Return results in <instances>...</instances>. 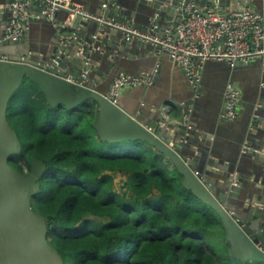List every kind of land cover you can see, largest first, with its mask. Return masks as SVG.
I'll list each match as a JSON object with an SVG mask.
<instances>
[{"label":"trees","instance_id":"trees-1","mask_svg":"<svg viewBox=\"0 0 264 264\" xmlns=\"http://www.w3.org/2000/svg\"><path fill=\"white\" fill-rule=\"evenodd\" d=\"M95 116L93 103L48 105L26 77L8 101L6 118L21 143L8 163L29 173L31 158L43 162L31 205L64 264H228L214 211L145 141L116 142L135 146L126 152L96 149L104 141Z\"/></svg>","mask_w":264,"mask_h":264},{"label":"water","instance_id":"water-1","mask_svg":"<svg viewBox=\"0 0 264 264\" xmlns=\"http://www.w3.org/2000/svg\"><path fill=\"white\" fill-rule=\"evenodd\" d=\"M140 2L148 4L146 0ZM102 3L99 7L101 15L140 28L134 14L124 12L115 4L118 3L116 0H103ZM168 3L167 0L150 1L148 5L153 11L146 23L143 20L144 27L158 24L166 15L174 13L178 1ZM67 26L63 25L59 32H55L52 52L45 58L28 55L25 35L19 40L7 39L0 43V264H64L56 248L47 241L44 216L31 205V198L39 189L43 162L31 158L29 173H22L8 163V157L20 151L21 143L6 118V111L11 95L25 77L38 85L50 106L72 109L93 103L96 116L92 127L101 141L141 140L161 153L181 175V185L218 216L224 230L228 264L264 263V201L258 199L260 205H252L248 203L250 199H243L244 193H253L251 186L243 184L231 167L216 165L214 159L206 161L205 170L220 175V178L216 180L207 172H201L198 161L179 149L185 138L177 139L171 134L173 129H186L171 117L172 109L167 112L159 109L155 116L157 109L151 115H145L143 111L129 113L94 87L90 72L92 66H96L97 54L105 45H117L120 51L134 45H151L127 37L124 30L79 16L72 19L70 27ZM153 33H157L156 27ZM67 63L73 65L76 72L67 69ZM83 72H86L85 77ZM245 151L264 163V150L246 148ZM214 167L218 170L212 169Z\"/></svg>","mask_w":264,"mask_h":264},{"label":"crops","instance_id":"crops-1","mask_svg":"<svg viewBox=\"0 0 264 264\" xmlns=\"http://www.w3.org/2000/svg\"><path fill=\"white\" fill-rule=\"evenodd\" d=\"M7 1L0 0V37L4 35L5 26L10 19V13L3 8ZM73 1L80 3L91 14L101 15L99 7L103 5V0ZM146 1L149 4L152 0ZM116 2L124 12L134 14L140 29H147L142 23L143 20L146 23L153 11L151 5L141 3L140 0ZM207 2L218 4L223 12H230L240 5L249 6L262 16L264 22V0H199L200 4ZM28 13L31 15L25 33L26 43L29 45L28 55L45 58L52 52L55 32L63 28L60 26L57 29L55 24L63 22L66 13L59 11L55 24L37 16L38 8L34 4L29 5ZM71 22L72 19L67 27H70ZM157 26V33L160 35L167 28L165 18L159 20ZM106 51H110V54H106ZM98 54L96 66H92L90 72L95 82L94 87L107 93L111 80L118 74L151 72L152 81L149 85L123 87L115 101L129 113L143 111L145 115H151L157 109L155 116L159 109L164 112L172 109L174 112L171 117L185 125L186 129H173L171 134L177 139L185 138L179 149L198 161V169L217 180L220 175L205 170L207 160L214 159L219 167H231L234 173H238L239 180L253 190L252 194L244 193L243 199H250L248 203L252 205H260L257 203L258 199L264 201V163L245 151L246 148L260 152L264 150V71L261 60L254 59L234 65L223 61H205L199 82L193 87L177 61L167 54L156 53L149 45L124 47L122 51L117 45H105ZM66 67L71 72H76L73 65L67 63ZM228 84H232L240 92L237 114L232 120L222 116ZM163 161L169 171L173 169L164 157ZM212 169L218 170L217 167Z\"/></svg>","mask_w":264,"mask_h":264},{"label":"built area","instance_id":"built-area-1","mask_svg":"<svg viewBox=\"0 0 264 264\" xmlns=\"http://www.w3.org/2000/svg\"><path fill=\"white\" fill-rule=\"evenodd\" d=\"M167 1L170 3L173 0ZM176 1L179 4L174 7L175 12L165 17L167 28L159 35L153 33L155 27L158 29L157 24L142 30L103 15L91 14L73 0H10L3 5L10 13V19L5 26L4 35L0 37V43L7 39L19 40L24 37L31 17L28 7L34 4L38 8L37 16L54 24L59 11L66 13L64 21L55 24L57 29L69 25L71 19L79 16L124 30L127 37L149 43L156 53L167 54L177 61L193 87L199 82L205 61H223L234 65L259 59L264 71V22L258 12L246 5L223 12L216 3L200 4L199 0ZM53 62L58 64L56 59ZM85 73L83 72V77ZM151 81V72L121 73L111 80L105 96L114 102L121 88L145 86ZM80 83L83 84V81ZM239 99V90L228 84L222 111L225 119L232 120L236 117Z\"/></svg>","mask_w":264,"mask_h":264},{"label":"rangeland","instance_id":"rangeland-1","mask_svg":"<svg viewBox=\"0 0 264 264\" xmlns=\"http://www.w3.org/2000/svg\"><path fill=\"white\" fill-rule=\"evenodd\" d=\"M131 148H135V146H133L132 144H127L126 142H122V143H118V144H105L104 142H99L96 145V149L98 150H105V151H129ZM170 175H171V171ZM114 180H115V184H116V188L117 190L120 188L121 186V180H120V174H114ZM248 264V263H247ZM249 264H264L263 262H249Z\"/></svg>","mask_w":264,"mask_h":264}]
</instances>
